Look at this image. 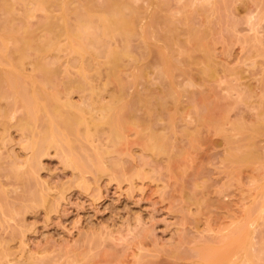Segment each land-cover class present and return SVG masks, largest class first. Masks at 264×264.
<instances>
[{
	"label": "rangeland",
	"instance_id": "374dc122",
	"mask_svg": "<svg viewBox=\"0 0 264 264\" xmlns=\"http://www.w3.org/2000/svg\"><path fill=\"white\" fill-rule=\"evenodd\" d=\"M10 1L0 70L17 68L30 94L33 77L40 94L29 118L0 82V264H208L202 252L264 264V0H124L130 29L83 56L63 18L72 27L73 9L89 10L96 25L107 0ZM45 40L49 82L33 64ZM107 47L120 53L116 74ZM51 95L83 119L77 133L53 123L55 140L42 138ZM103 106L121 114L116 134L93 123Z\"/></svg>",
	"mask_w": 264,
	"mask_h": 264
},
{
	"label": "bare ground",
	"instance_id": "6f19581e",
	"mask_svg": "<svg viewBox=\"0 0 264 264\" xmlns=\"http://www.w3.org/2000/svg\"><path fill=\"white\" fill-rule=\"evenodd\" d=\"M26 5L30 3L32 0H22ZM47 1L50 0H37L38 4L45 8ZM57 2H60V0H56ZM126 2L124 0H107V4L102 8V14L100 15V21L98 24H94V20L91 17V13L89 10L86 11H79L78 8L73 9V12L76 13V21L74 26L69 27V25L66 23V18H63L64 26H65V32L68 37V41L73 47L74 51L79 55H85L86 53H90L91 55L98 54L100 52L99 48L94 46L95 41H101L105 40V38L108 36V32L111 29H120L124 32L128 31L130 29V26L132 24V17L128 16L124 13L123 8L126 6ZM2 7L8 12L11 13L13 10L12 2L10 0H1ZM63 10H64V17H65V3H63ZM44 28L48 31L50 34H54V23L49 20V16L46 17L45 21L43 22ZM8 28L6 26L3 27V30L6 31ZM28 29L25 31V37L22 42V44L19 46L18 51L20 52L21 56L19 57V62L21 61L22 56L26 53V47L30 45V33ZM86 40H89V43L86 44ZM49 47L48 40H45L42 44H37L33 46V48L36 50L37 55L35 59L33 60V64L35 66V70L37 72H40L43 77V81L49 82L52 78V76L55 74L56 70L51 67L46 61L43 55H41L40 51L46 50ZM107 57L109 59V62L111 64L112 71H116V68L118 67L119 57L120 53L118 50L107 47L106 50ZM19 70L16 69H6L0 70V82L5 81L11 91L15 93V98L18 100H22L23 105L25 106L29 118H32L33 112L35 110H39V98L38 93L40 94L39 90L35 86V80L32 78V93L30 94L28 90L24 87L20 76H19ZM116 74V72L114 73ZM51 100L53 101V107H52V115L50 114L48 105L45 104V110L47 113L51 116L50 117V123L51 125H48V129H46L42 135V138L45 139L48 136L50 132V138L51 140H55V130L52 126L53 123H60L63 126V133L64 135H68L69 133H77V126L83 122V119L78 115L77 112H66L61 108L60 101L55 97V95H51ZM65 102H68L72 104L70 101L66 100ZM74 106V105H73ZM124 106L120 105V108L123 109ZM105 110V114L103 115L102 119L99 121H93V123L99 127V125L103 122L109 123L111 125V132L113 134H116L117 132V125L118 122L121 120V114H119L120 117L113 115V107L112 106H103ZM118 110L119 108L118 105ZM117 114V115H118ZM114 117H117L114 119ZM120 118L119 120H117ZM47 122V121H46ZM30 122H26L23 126L25 128L29 127ZM111 133V134H112ZM67 138V139H66ZM64 139L68 146H70L71 150H73V140L68 138L66 136ZM154 142L151 145V149H158L161 150L162 144L160 142V139L158 137L153 138ZM108 153V152H107ZM68 164L72 166L79 167V162L77 158L74 155H71ZM81 165H84L82 162ZM238 235V234H237ZM234 236V235H233ZM239 237V235H238ZM238 237H233L230 240L225 242V246L227 249L228 246L233 247L235 242L238 241ZM230 249V247H228ZM201 253V252H200ZM204 255L201 254L202 259H204L205 263L208 264H215L217 261H219V258L216 257L212 260H209L207 262V256H205V253L202 252ZM221 256V255H220ZM219 256V257H220ZM222 256H224L222 254ZM221 256V257H222ZM226 258V257H224ZM207 259V260H206Z\"/></svg>",
	"mask_w": 264,
	"mask_h": 264
}]
</instances>
